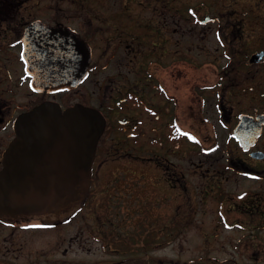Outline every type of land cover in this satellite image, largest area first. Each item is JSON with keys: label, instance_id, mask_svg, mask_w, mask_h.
<instances>
[{"label": "flooded vegetation", "instance_id": "obj_1", "mask_svg": "<svg viewBox=\"0 0 264 264\" xmlns=\"http://www.w3.org/2000/svg\"><path fill=\"white\" fill-rule=\"evenodd\" d=\"M58 2L0 0V171L3 168V154L14 136V121L19 115L45 102L56 104L61 110L81 104L96 109L105 121L95 151L92 175L99 154L108 155L111 147H114L112 153L130 147L131 152L126 153L132 155L134 162L157 164L158 167H163L162 158L171 157L176 152L179 155L178 172L173 164H168L163 178L159 180L173 192L179 193L182 203H178V206L181 208L186 199V178L184 161L180 162L185 159L187 135L197 139V143L193 144H198L199 139L186 128L187 109L184 101L180 99L173 103L167 84L171 78V64L180 63L182 68L183 63L187 62L201 67L202 61L194 63L180 58L170 63L166 59L169 20L167 22L161 12L153 11L145 28L139 24L138 16L131 12H60ZM187 14L192 17L191 21L197 22L196 13ZM243 15L251 14L244 12ZM206 16L208 19L204 21ZM243 19L241 17L239 23L227 24L231 32L229 44L225 45L229 52L226 64L219 67V64L211 62V85L207 87L206 83L203 86L202 75H197L192 93L194 98L198 96L195 115H201L199 122L211 125L214 131L224 129L225 134L217 139V143L220 142L221 147L225 144L229 146V154H222L209 163L216 171L203 172V176L214 174L216 178L227 179L230 176V180L237 185L242 183L245 186L240 190L239 187L235 190H217L213 197L218 222L241 233L237 240L231 242L229 259L233 264L234 260H242V264H264V46L247 51L246 39L241 33ZM209 20L219 24L220 17L204 15L200 22ZM76 23L81 27H76ZM43 26L69 28L77 32L89 47L90 61L86 76L76 87L43 90L31 86L33 76L26 67L25 48L31 47L36 52L42 46V34L39 33ZM143 44L150 48H145ZM235 51L240 52L241 56L235 57ZM261 52V57H253ZM51 64H54L53 60ZM53 71L50 68V74ZM40 76L41 79L50 77L49 72ZM258 79V86L252 89L247 86L250 80ZM81 87L82 92L79 91ZM156 97L157 103L154 101ZM242 120H246L249 130L235 131ZM254 133L258 134L250 144ZM236 134L243 138L247 150L243 149ZM235 150L240 154L235 155ZM201 166L200 163L197 167ZM212 179L216 184L217 180ZM157 180L151 173L123 172L118 177L123 187L117 195L118 200L126 205L131 197L136 199L139 194H144L146 197L143 201L151 213L157 205H165L171 196L156 197ZM128 181L133 183L132 186ZM200 191L202 193L203 189ZM92 196L90 187L85 203L90 202ZM138 202L141 200H136ZM226 205L229 209L224 208ZM109 221L107 217L104 225ZM0 223L7 227L19 223H29L33 228L47 226L44 217L0 219ZM169 223L161 227L169 229ZM114 228L110 226L108 235L100 237L103 243L121 246V250L114 252L117 258L114 264H139V241L151 244L146 247L147 251L142 250L144 254L154 247V224L148 227L145 237Z\"/></svg>", "mask_w": 264, "mask_h": 264}, {"label": "rangeland", "instance_id": "obj_2", "mask_svg": "<svg viewBox=\"0 0 264 264\" xmlns=\"http://www.w3.org/2000/svg\"><path fill=\"white\" fill-rule=\"evenodd\" d=\"M58 5L60 12H131L138 16L139 24L145 28L153 11L163 13L167 22L169 20L166 59L170 63L180 58L203 63L198 67L184 62L182 68L180 63L171 64V78L167 84L171 101H184L186 128L195 133L199 142L192 144L188 141L185 144V159L180 162L184 161L186 178V199L181 208L178 206L182 203L179 193L159 180L168 164H173L178 172L179 155L176 152L171 157L162 158L163 167H158L157 164L134 162L132 155L126 153L131 152L130 147L116 153H112L114 147H111L108 155L99 154L97 157L91 178L92 199L77 211L67 217H44L47 226L42 225L41 228L30 227L29 223L10 227L0 223V264H114L117 259L114 252L121 250V246L103 243L100 239L108 235L110 226L138 234L137 230L147 231L152 224L154 247L149 248L147 254L139 251V264H233L229 259L231 242L237 240L241 233L218 222L213 197L217 190H235L238 187L240 190L245 186L242 183L237 185L230 176L228 179L216 178L214 174L203 176V172L216 171L209 163L222 154H229V146L221 147V143H217V139L224 136V129L214 131L211 125L199 122L201 115H195L198 96L194 98L192 87L197 82V75H202L203 86L208 83L209 87L211 62L223 67L228 61L229 52L225 46L229 44L231 32L227 28L228 23H239L240 18H244L241 33L246 39L248 52L264 46V0H59ZM189 8L196 13V23L187 14ZM244 12L251 15H243ZM204 15H219V24L210 20L201 23ZM75 26L79 25L76 23ZM148 45L143 44L150 48L146 47ZM234 56L240 57L241 54L235 51ZM259 81L250 80L247 86L252 89L258 86ZM82 90L83 87L79 89L80 92ZM154 101L157 103L158 97ZM234 154L240 153L235 150ZM200 163L202 166L198 168ZM123 172L153 174L159 184L155 186L154 194L157 198L171 194L170 200L165 205H157L151 213L143 201L144 194H139L136 199L131 197L124 205L117 196L122 191L118 177ZM212 177L217 180L216 184ZM136 200L141 202L137 204ZM224 208L229 209V206ZM107 217L110 221L104 225ZM168 222L169 229L161 227ZM113 232L116 233L115 228ZM234 262L243 263L242 260Z\"/></svg>", "mask_w": 264, "mask_h": 264}, {"label": "water", "instance_id": "obj_3", "mask_svg": "<svg viewBox=\"0 0 264 264\" xmlns=\"http://www.w3.org/2000/svg\"><path fill=\"white\" fill-rule=\"evenodd\" d=\"M40 31L42 46L36 52L25 48L26 67L33 76L31 86L43 90L76 87L86 76L89 47L69 28L43 26ZM48 72L50 77L41 79L40 75ZM104 126V118L96 109L81 104L61 110L45 102L19 115L3 154L0 219L60 217L82 205L89 194L95 151ZM242 130H249L246 120L235 131ZM236 136L247 150L243 138Z\"/></svg>", "mask_w": 264, "mask_h": 264}, {"label": "trees", "instance_id": "obj_4", "mask_svg": "<svg viewBox=\"0 0 264 264\" xmlns=\"http://www.w3.org/2000/svg\"><path fill=\"white\" fill-rule=\"evenodd\" d=\"M188 10H190L189 12L191 13V9L189 8ZM187 138H188V141L189 142H191V143H197V139L195 138V137H193V136H191V135H187ZM140 230H137V233L138 234H136L138 237H145V236H147L148 235V230L147 231H142V232H140ZM148 246H151V244H149V243H143V242H141V241H139V249H138V251H142V250H144V251H147V248L146 247H148Z\"/></svg>", "mask_w": 264, "mask_h": 264}]
</instances>
